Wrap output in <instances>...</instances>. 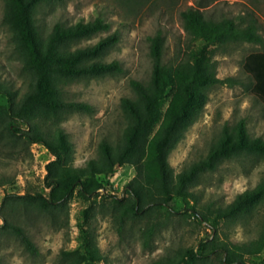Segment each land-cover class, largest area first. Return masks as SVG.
Listing matches in <instances>:
<instances>
[{"label": "trees", "instance_id": "16d2710c", "mask_svg": "<svg viewBox=\"0 0 264 264\" xmlns=\"http://www.w3.org/2000/svg\"><path fill=\"white\" fill-rule=\"evenodd\" d=\"M54 0H4L3 21L11 32L14 50L22 61L28 79L20 93L0 81V136L6 142H23L27 148L43 144L53 155L47 164L46 192L7 193L4 204L13 212L19 207L43 215L66 211L74 198L87 203L80 223L81 244L63 249L64 264H97L104 260L90 221L97 213L111 218L120 235L138 227L145 247L180 214L194 217L197 224L212 230L196 246L178 247L146 264H251V258L264 252V215L258 236L245 242L222 239L223 223L250 217L257 207L264 210V178L256 186L239 193L225 206L202 204L194 191L201 176L221 163L245 156L264 159V137L253 136L245 120L225 124L207 154L174 173L169 161L172 150L198 119L208 100V90L230 79L217 76L214 48L237 42L264 45L255 17L241 25L231 17L214 19L199 8L182 12L183 27L200 46L185 57L165 61V36L162 30L149 36L152 70L146 80L131 79L132 94L121 99L125 125L115 139L104 137L97 154L85 165L73 164L74 144L69 133L57 122L65 114L92 113L94 107L66 97V85L123 72L118 60L103 57L119 41L118 31L87 46L76 42L109 30L103 17L71 24L56 22L49 32L37 20L38 10ZM243 69L253 80L251 91L264 104V50L250 52ZM129 164L135 175L119 197L107 192L103 180ZM0 227L18 238L31 254L39 250L25 227L2 215ZM0 264H4L0 260Z\"/></svg>", "mask_w": 264, "mask_h": 264}, {"label": "rangeland", "instance_id": "374dc122", "mask_svg": "<svg viewBox=\"0 0 264 264\" xmlns=\"http://www.w3.org/2000/svg\"><path fill=\"white\" fill-rule=\"evenodd\" d=\"M189 7L199 8L214 19L231 17L241 25L255 17L264 37V0H54L38 10L37 20L45 32L56 22H88L98 16L110 23L109 30L84 38L73 44V48L92 45L106 35L119 33V41L103 60H118L123 72L72 82L65 87L67 99L87 102L94 107L92 113L65 114L57 122L74 144L75 166H83L95 157L104 137L115 139L120 135L125 125L120 103L123 97L132 94L130 80H146L152 70L149 36L163 31L167 62L177 61L185 57L189 49L201 45L202 42L192 39L183 27L182 12ZM3 12L4 0H0V81L22 93L28 79L14 50L11 32L3 21ZM262 50L264 45L254 42L228 43L214 48L217 76L230 80L209 88L202 113L170 153L174 173L204 157L225 124L233 125L243 119L253 136L264 137V104L252 93V77L243 69L246 55ZM53 158L43 144L26 148L23 142H6L0 136V226L4 224L2 215L19 222L39 250L38 254H31L16 236L0 227V260L4 264H64L60 252L81 244L80 223L87 203L79 198L71 201L68 217L65 210L53 216L19 207L15 213L4 204L7 193L48 191L44 183L46 166ZM134 175L131 165L118 167L103 180L105 189L101 193L124 196L125 186ZM262 178L264 159L245 156L227 160L216 170L203 174L194 191L204 205L225 206ZM263 215L264 210L257 207L246 219L223 223L218 234L222 239L237 242L254 239L260 232ZM90 228L105 257L97 264H146L170 250L194 247L201 239L213 236L212 230L197 224L194 217L184 220L180 214L155 237L150 247L143 245L138 227H131L120 235L111 218L101 213L92 217ZM249 261L264 264V252Z\"/></svg>", "mask_w": 264, "mask_h": 264}]
</instances>
